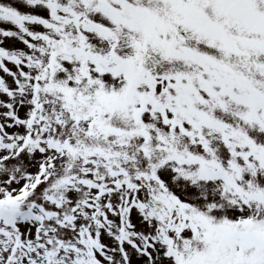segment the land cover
I'll return each instance as SVG.
<instances>
[{
  "label": "snow or ice",
  "instance_id": "snow-or-ice-1",
  "mask_svg": "<svg viewBox=\"0 0 264 264\" xmlns=\"http://www.w3.org/2000/svg\"><path fill=\"white\" fill-rule=\"evenodd\" d=\"M0 25V264H264V0Z\"/></svg>",
  "mask_w": 264,
  "mask_h": 264
},
{
  "label": "rangeland",
  "instance_id": "rangeland-1",
  "mask_svg": "<svg viewBox=\"0 0 264 264\" xmlns=\"http://www.w3.org/2000/svg\"><path fill=\"white\" fill-rule=\"evenodd\" d=\"M0 27L8 28V25H0ZM19 47V45H17Z\"/></svg>",
  "mask_w": 264,
  "mask_h": 264
}]
</instances>
